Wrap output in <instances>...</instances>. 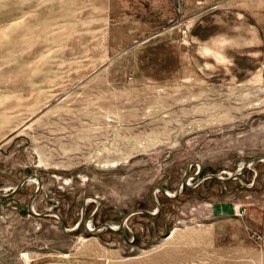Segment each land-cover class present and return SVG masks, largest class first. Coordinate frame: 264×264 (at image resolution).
<instances>
[{
    "label": "rangeland",
    "instance_id": "374dc122",
    "mask_svg": "<svg viewBox=\"0 0 264 264\" xmlns=\"http://www.w3.org/2000/svg\"><path fill=\"white\" fill-rule=\"evenodd\" d=\"M27 174L0 264H264V0H0V192Z\"/></svg>",
    "mask_w": 264,
    "mask_h": 264
},
{
    "label": "water",
    "instance_id": "95a60500",
    "mask_svg": "<svg viewBox=\"0 0 264 264\" xmlns=\"http://www.w3.org/2000/svg\"><path fill=\"white\" fill-rule=\"evenodd\" d=\"M259 159H261L260 156H257V157H254V158H251L250 161H248V162H244V164H243V165H242V166H241V167H240L235 173H232V174H230V175L227 176V177H224V176H221V175H219V174H215V173H214V174H211V175L214 176V177L220 178V179L231 178V177L236 176L237 174H240V173L242 172V170L244 169V167L248 166L250 162H252V161H254V160H259ZM30 174L33 175V176H36V174H34V173H30ZM27 177H28V174H27L23 179L20 180V182L15 186V188H14L11 192H9V193H2V192H0V197H2V196H9L11 193L15 192V191L19 188V186L21 185V183H22ZM36 178L39 180L38 176H36ZM39 184H40V183H39ZM160 188L163 190L164 193L167 194V192L164 190L163 187L160 186ZM178 190H180V188H178ZM178 190H177V191H178ZM34 195H35V194H33V195L30 197V200H29V202H28V209H29L31 212H33L34 214H38L36 211H34V210L31 208V199H32V197H33ZM84 208H85V199H84L83 204H82V210H83ZM24 212H25V210H24ZM55 213L57 214V216H58V218H59V220H60V225H61V227H62V229H63L64 231H67V232H73L74 230H76V229L78 228V226H79L80 223L82 222L83 213L81 214V218H80V220L78 221V224H77L74 228H66V226H65V224H64V221H63L62 217L60 216V214H59L58 212H55ZM149 213H150V212H149ZM43 214H44V213H43ZM103 225L106 226V227H109V228L113 229V227H112L111 225L107 224V223H104ZM97 228H98V226H97V227H93V228H89V229H90V230H97Z\"/></svg>",
    "mask_w": 264,
    "mask_h": 264
},
{
    "label": "flooded vegetation",
    "instance_id": "af4514ba",
    "mask_svg": "<svg viewBox=\"0 0 264 264\" xmlns=\"http://www.w3.org/2000/svg\"><path fill=\"white\" fill-rule=\"evenodd\" d=\"M5 198V197H4ZM9 198H11V197H9ZM24 210H27V209H24Z\"/></svg>",
    "mask_w": 264,
    "mask_h": 264
},
{
    "label": "crops",
    "instance_id": "0c3cea01",
    "mask_svg": "<svg viewBox=\"0 0 264 264\" xmlns=\"http://www.w3.org/2000/svg\"><path fill=\"white\" fill-rule=\"evenodd\" d=\"M49 264H53V263H49Z\"/></svg>",
    "mask_w": 264,
    "mask_h": 264
},
{
    "label": "bare ground",
    "instance_id": "6f19581e",
    "mask_svg": "<svg viewBox=\"0 0 264 264\" xmlns=\"http://www.w3.org/2000/svg\"><path fill=\"white\" fill-rule=\"evenodd\" d=\"M67 255V254H66Z\"/></svg>",
    "mask_w": 264,
    "mask_h": 264
}]
</instances>
